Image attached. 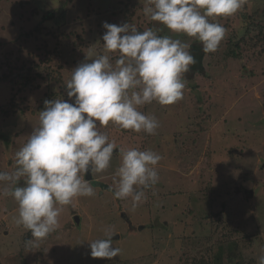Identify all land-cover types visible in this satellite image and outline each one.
<instances>
[{"label":"rangeland","instance_id":"374dc122","mask_svg":"<svg viewBox=\"0 0 264 264\" xmlns=\"http://www.w3.org/2000/svg\"><path fill=\"white\" fill-rule=\"evenodd\" d=\"M121 1L132 7L130 24L190 42L191 53L193 45L203 50L194 38L145 17L144 0H0V72L6 70V60L14 67L43 58L45 46L52 48L60 37L65 45L61 64L69 78L80 63L91 62L86 58L90 50L104 54L103 23L113 19L120 25L125 17L107 5ZM54 11L64 13L61 31L66 36L57 30L55 38L52 32L29 33L47 23L44 15ZM244 18L252 30L249 33L243 27ZM210 19L227 32L217 51L205 53L204 72L184 74L183 98L178 102L153 101L140 109L158 118L156 135L122 130L112 123L100 126L109 140H115L117 150L107 170L92 171L96 194L76 197L62 206L59 228L36 241L15 222L17 202L10 195H0V264H13L11 255L20 250L26 264H178L181 251H190L213 229L218 235L206 245L213 249L209 251L212 264H259L264 255V0H248L235 15ZM257 24L262 28H256ZM73 42L78 51H73ZM108 55L115 64L119 54ZM72 57L77 64L68 60ZM39 84L38 89L16 96L15 109L7 117L0 113V171L14 170L15 153L39 125L45 100H74L58 93V83L46 79ZM9 98V86L0 81V105ZM129 147L151 149L162 156L157 165L159 182L144 190L145 198L136 207L131 198L113 196L118 149ZM6 186L7 182H0V189ZM108 232L115 234L112 243L121 250L119 256L91 257L89 243ZM232 240L237 243L229 256Z\"/></svg>","mask_w":264,"mask_h":264},{"label":"clouds","instance_id":"9594fccd","mask_svg":"<svg viewBox=\"0 0 264 264\" xmlns=\"http://www.w3.org/2000/svg\"><path fill=\"white\" fill-rule=\"evenodd\" d=\"M248 0H144L143 14L169 31L185 34L201 42L205 53L217 51L227 29L210 18L230 17ZM104 54L90 50L72 70L65 83L67 96L45 100L39 111V125L15 153V168L0 171V182L7 186L0 195L12 196L18 205L17 225L30 231L36 240L59 228L62 206L74 198L93 196V183L85 178L91 171L102 173L110 166L115 140L99 130L109 123L122 130L156 135L160 127L155 115L140 109L153 101L170 105L183 98V76L195 63L191 43L158 35L157 30L103 23ZM117 52L115 64L108 53ZM120 163L115 170L116 199L131 198L136 207L145 198V189L159 182L157 165L162 156L136 147L119 148ZM23 181V186L18 182ZM89 243L93 258L118 257L113 236ZM264 264V255L259 257Z\"/></svg>","mask_w":264,"mask_h":264},{"label":"trees","instance_id":"16d2710c","mask_svg":"<svg viewBox=\"0 0 264 264\" xmlns=\"http://www.w3.org/2000/svg\"><path fill=\"white\" fill-rule=\"evenodd\" d=\"M63 1V0H62ZM118 2H116V4L113 5H107L108 9H111L113 13L116 14V10L118 12L124 13L125 17L123 19V22H131V18L133 16L131 10L132 7L130 4H128V2L125 1H121L119 2V4H117ZM124 4L123 6H121V4ZM105 7V6H104ZM52 13L54 14V12H47L44 15V18L48 20L47 23H40L37 26H35L33 28V30H31L29 33H32L34 31L41 33V31H45L47 33H51L53 35V37L55 38L56 35V30L59 32V35H64L66 36V33L62 30L61 31V27L64 25V13L61 12H57L58 14H54L52 15ZM48 14V15H47ZM53 17V18H52ZM244 20V24L243 27L245 28V30L247 31V33H249V31H252L250 29V26L248 24V20H246V18L243 19ZM108 23L110 24H115V20H108ZM138 31H143V28H141V26L136 27ZM248 28V29H247ZM256 28H262L261 25L257 24ZM35 32V33H36ZM261 33V32H260ZM29 35V34H27ZM233 39V38H232ZM233 41V40H231ZM101 43H103L102 41H100ZM75 49L73 48V51H78V46L77 43L73 42ZM236 46H238L239 44L236 43ZM47 48V52H45L44 57L43 58H36L30 60L31 62L29 63H23L20 66H14L12 67L10 64L9 60L5 61V65H6V70L4 72H0V81L3 83H6L9 86L10 89V98L7 101V104H2L0 105V113L7 117L10 114V109L12 108V111L15 109L14 106H16L17 101H16V96L19 95V93L25 91V90H33V89H38L40 84L39 81L41 80H46L48 79L49 81L58 83L59 90L58 93H66L67 94V89L65 86V83L68 79H70L71 76H69V78H65V73L63 71V65L62 60L64 57V48L65 45L63 43V41H60V37H57L55 39V43L53 45L52 48L45 46ZM77 48V49H76ZM72 51V52H73ZM233 53V52H232ZM74 54V52H73ZM194 58H195V63L190 65V72L192 73H203L205 66L203 63L204 60V56H205V52L202 50V48L198 45H193L192 46V53H191ZM234 54V53H233ZM69 61H71L72 63L77 64L78 61H76L73 57L68 59ZM67 60V61H68ZM81 62V60H80ZM73 70V69H72ZM71 70L69 69V72ZM62 89V90H61ZM54 95H56L57 93H52ZM58 95V94H57ZM59 99V98H57ZM66 99V98H63ZM62 99V100H63ZM55 100V99H54ZM44 108V104L42 105V109ZM16 111H14L12 114H14ZM92 174V171H91ZM213 200V198H212ZM177 206L173 207L174 209ZM213 211L210 212V214ZM80 221V220H79ZM203 224V223H202ZM213 225V222H211V226ZM215 235L217 234L216 230H212V232H210V234L207 237H201V240L198 239V241H196L195 244L191 245V250L190 251H185L182 250L180 256L178 257V264H212L210 262L209 256H210V252L212 251V247L210 246H206L208 245V243L211 242V240L215 237ZM28 237H26L28 239V242L30 243L31 238H33L30 235H27ZM25 239V237L23 238ZM28 243V244H29ZM236 240H232L228 247H227V253L229 256L234 255V247L236 245ZM29 246L33 247V244L31 243V245L29 244ZM201 248V249H198ZM223 252V248L221 247L219 250V253ZM183 253V255H182ZM12 257L10 258V260H13V264H26V260H25V256L23 254V251H19V253L17 254H13L11 255ZM223 264V263H222ZM227 264H239V263H227Z\"/></svg>","mask_w":264,"mask_h":264},{"label":"water","instance_id":"95a60500","mask_svg":"<svg viewBox=\"0 0 264 264\" xmlns=\"http://www.w3.org/2000/svg\"><path fill=\"white\" fill-rule=\"evenodd\" d=\"M85 178L86 179H88L89 181H91L92 180V174H91V172H88V173H86L85 174ZM122 216H124V213H122ZM75 220H76V223H79V217H75ZM139 227H141V226H139Z\"/></svg>","mask_w":264,"mask_h":264}]
</instances>
